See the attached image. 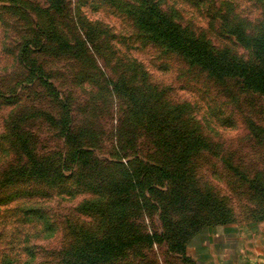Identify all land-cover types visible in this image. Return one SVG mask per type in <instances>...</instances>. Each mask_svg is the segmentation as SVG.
I'll use <instances>...</instances> for the list:
<instances>
[{"label":"rangeland","instance_id":"374dc122","mask_svg":"<svg viewBox=\"0 0 264 264\" xmlns=\"http://www.w3.org/2000/svg\"><path fill=\"white\" fill-rule=\"evenodd\" d=\"M152 2L214 49L250 59L223 25L240 20L255 34L264 0ZM139 6L0 0V264H83L88 246L93 255L98 242L117 237L130 246L94 264H201L214 232L264 223V96L235 79L216 81L148 39L136 23ZM154 108L208 144L187 165L178 199L185 207L165 221L159 206L172 184L142 175L162 158L146 129ZM74 146L95 162L67 161ZM63 161L54 184L29 174L33 164L45 172ZM113 178H122L118 197ZM204 199L209 211L196 207Z\"/></svg>","mask_w":264,"mask_h":264},{"label":"trees","instance_id":"16d2710c","mask_svg":"<svg viewBox=\"0 0 264 264\" xmlns=\"http://www.w3.org/2000/svg\"><path fill=\"white\" fill-rule=\"evenodd\" d=\"M157 4L152 0H140V6L135 11L137 26L147 35L148 39L175 52L188 64L200 68L216 81L235 79L243 90L264 96V6L263 18L255 34L247 33L244 22L240 20L239 22L226 20L223 25L226 32L231 34L237 43L249 50L251 57L245 60L226 48L214 49L206 39L195 36L192 31L162 12ZM129 96L130 99H133L134 95L130 93ZM174 112L176 113L177 110ZM171 115L172 112H164L154 108L146 117V129L150 135H156L162 158L160 164L144 168L142 175L143 177L154 175L157 179H167L172 184L166 199L159 206L162 221H165L164 219L169 216L170 211H181L185 207L179 203L178 199L185 196L182 185L184 178L188 176L187 165L196 152L208 146L206 140L195 134L193 129L184 128L178 116L174 118ZM258 129L261 130V128ZM69 159H72L71 164L76 163V165H87L95 162L90 152L81 146L73 147L67 161ZM67 161L60 162L56 167L51 166L45 172L41 165L33 164L29 174L54 184L64 178L63 165L67 164ZM121 179L113 178L109 182V190L113 197H118L122 192ZM129 182L131 183V181ZM252 187L261 192L257 184ZM171 199L177 201L172 202ZM205 201L204 199L197 203L196 207L200 210L209 211L210 204L207 205ZM116 205L114 202L112 206L117 207ZM192 225L196 226L194 219ZM147 238L150 241L153 237L148 236ZM143 239L144 237L139 236L136 241ZM115 240L98 242L95 245L93 251L95 254L93 255L90 252L87 254V251L91 249L89 246L88 250L81 252V254V250H79L80 260L83 264H94L99 257L104 260L117 259L123 250L130 246L131 242L123 239V237H117ZM180 243L182 242L176 243L174 246L177 252L183 250ZM66 264L70 263L67 262Z\"/></svg>","mask_w":264,"mask_h":264},{"label":"crops","instance_id":"0c3cea01","mask_svg":"<svg viewBox=\"0 0 264 264\" xmlns=\"http://www.w3.org/2000/svg\"><path fill=\"white\" fill-rule=\"evenodd\" d=\"M210 239L201 264H264V223L253 232L220 229Z\"/></svg>","mask_w":264,"mask_h":264}]
</instances>
